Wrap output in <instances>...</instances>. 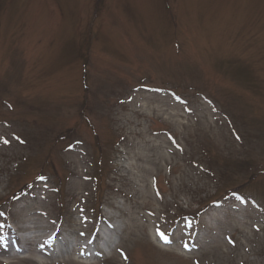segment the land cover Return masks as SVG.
I'll return each instance as SVG.
<instances>
[{
    "label": "rangeland",
    "instance_id": "rangeland-1",
    "mask_svg": "<svg viewBox=\"0 0 264 264\" xmlns=\"http://www.w3.org/2000/svg\"><path fill=\"white\" fill-rule=\"evenodd\" d=\"M0 264H264V0H0Z\"/></svg>",
    "mask_w": 264,
    "mask_h": 264
}]
</instances>
